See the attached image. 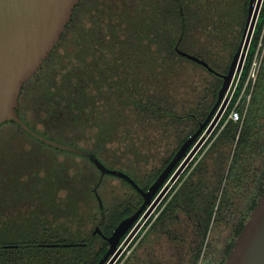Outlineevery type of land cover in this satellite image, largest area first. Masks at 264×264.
Segmentation results:
<instances>
[{"label": "trees", "instance_id": "obj_1", "mask_svg": "<svg viewBox=\"0 0 264 264\" xmlns=\"http://www.w3.org/2000/svg\"><path fill=\"white\" fill-rule=\"evenodd\" d=\"M249 3L79 0L52 53L24 84L18 114L37 133L94 153L148 190L206 120L223 84L221 76L179 50L227 73L247 25ZM216 45L229 54L222 64L207 53ZM255 61L257 76L249 79ZM185 64L206 77L178 110L169 91ZM238 100L244 117L228 119ZM145 130L159 132L162 141L174 136L175 147L163 156L141 151L144 142L130 132ZM88 137L93 148L80 144ZM115 141L122 146L116 148L119 159L132 153L142 164L117 168L106 161L102 153ZM106 178L119 181L112 198L106 196ZM263 193L264 1L227 110L145 223V237L154 231L172 236L183 212L202 238L190 251L192 264L200 260L215 226L230 230L215 261L226 264ZM143 202L129 182L103 173L86 156L47 144L15 121L0 126V264H98L109 249L107 237ZM138 247L116 264H136Z\"/></svg>", "mask_w": 264, "mask_h": 264}, {"label": "water", "instance_id": "obj_2", "mask_svg": "<svg viewBox=\"0 0 264 264\" xmlns=\"http://www.w3.org/2000/svg\"><path fill=\"white\" fill-rule=\"evenodd\" d=\"M263 1L250 0L247 25L227 73H220L200 57L179 50L183 56L221 76L223 84L215 105L200 128L183 144L157 181L148 190H143L123 170L107 167L94 153L86 149L37 133L18 114L19 97L24 84L52 53L79 0H0V126L15 121L47 144L86 156L103 173L125 179L144 197L140 209L132 216L124 218L112 235L107 237L110 246L98 264L116 263L123 247L132 242L143 222L161 203L220 122L229 105L230 95L235 91L241 77ZM226 264H264V193L238 237Z\"/></svg>", "mask_w": 264, "mask_h": 264}, {"label": "rangeland", "instance_id": "obj_3", "mask_svg": "<svg viewBox=\"0 0 264 264\" xmlns=\"http://www.w3.org/2000/svg\"><path fill=\"white\" fill-rule=\"evenodd\" d=\"M207 53L220 64L223 63V56L225 60L227 58L229 60L228 52L223 51L221 45H216L213 48L209 47L207 49ZM254 66L255 65L253 64V67ZM252 73L253 72L251 71L250 75L253 78ZM205 75V71H202L200 68H195L194 66H192V64L187 66L186 64L184 65L182 76L179 80L175 81V85H173L174 87L171 88V91H169V93H172L174 95V100L178 101L176 104V108L178 110H181L182 104L184 102L193 99V86L199 84L201 77L205 78ZM242 96L243 93L241 94V97ZM142 132L138 134L137 131L130 132L132 138L144 142L142 147L139 148L141 151H145L148 153L158 152V155L163 156L175 147L174 136L171 138L165 137L162 141L161 136L157 131L145 130ZM115 135H117L116 132ZM80 144L84 147L93 148L94 139L84 138L82 139ZM117 147H122L117 141L109 143L107 146V150L102 153L103 158L108 162H114L113 164L117 168L123 166V164H125L126 167L129 168L133 167V163L137 162L135 161V154L128 153L125 156H122L121 159H119L121 150H117ZM212 155L213 154H211V158H213ZM211 161L210 166L212 168L213 163ZM79 162L81 161L79 160ZM137 163L142 164L140 162ZM105 184L106 196L112 198L113 193H115V189L119 187V181L115 178H106ZM156 212L157 211L155 209L150 217L154 216ZM147 220H145L144 222L142 221L143 226L138 232H141L139 234V239L137 238L138 240L136 239L137 241L132 245L123 247L124 250L121 256L124 252L130 254L138 245L139 247L137 249V254L139 256V259L136 264H146V262H144V260L146 259L149 261V264H192L190 251L202 241V238L197 232V228H195V223L191 219V217L186 216L183 212L179 213L178 220L172 226V229L174 231L172 236L165 233H157L154 231L149 237H145V233L148 231V228L144 230V225ZM229 233L230 230L224 228V226L213 227L203 243V254L197 264H216L215 261L221 256V252L227 242ZM140 242H142L141 245H139ZM120 257L118 258V260L120 259Z\"/></svg>", "mask_w": 264, "mask_h": 264}, {"label": "built area", "instance_id": "obj_4", "mask_svg": "<svg viewBox=\"0 0 264 264\" xmlns=\"http://www.w3.org/2000/svg\"><path fill=\"white\" fill-rule=\"evenodd\" d=\"M254 67L251 69V71L253 72V79L256 78L257 76V69H258V62L255 61L254 63ZM251 71H250V74H251ZM252 78L251 75L249 76V79ZM240 80V79H239ZM238 85V84H237ZM236 90V89H235ZM235 92V91H234ZM234 92L230 95V101L234 95ZM241 98V97H240ZM240 100V99H239ZM239 100L237 101V103L234 105V107L231 109L230 113H229V116H228V119H232L234 121H239L241 120L243 117H244V114H245V109L244 110H240V106H239ZM230 104V102H229ZM229 106V105H228ZM227 106V108H228ZM226 108V110H227ZM225 110V111H226Z\"/></svg>", "mask_w": 264, "mask_h": 264}, {"label": "crops", "instance_id": "obj_5", "mask_svg": "<svg viewBox=\"0 0 264 264\" xmlns=\"http://www.w3.org/2000/svg\"><path fill=\"white\" fill-rule=\"evenodd\" d=\"M211 159H212V161H211ZM207 160H208L209 164H210V161L213 162V158H211V155H209V156L207 157ZM191 219H192V218H191Z\"/></svg>", "mask_w": 264, "mask_h": 264}]
</instances>
